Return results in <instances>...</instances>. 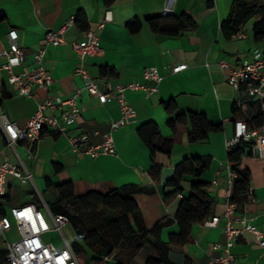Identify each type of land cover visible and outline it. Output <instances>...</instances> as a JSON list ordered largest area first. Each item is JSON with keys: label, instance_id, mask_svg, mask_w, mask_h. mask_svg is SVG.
Returning <instances> with one entry per match:
<instances>
[{"label": "crops", "instance_id": "1", "mask_svg": "<svg viewBox=\"0 0 264 264\" xmlns=\"http://www.w3.org/2000/svg\"><path fill=\"white\" fill-rule=\"evenodd\" d=\"M232 1L175 0L172 15L189 14L196 21L197 29L169 37L152 32L144 20L147 14L161 13L165 0H114L108 6L103 0H0V50L9 49V32L14 31V41L25 51V64H32L34 52L41 49L43 66L53 78V84L47 90H37L32 97H23L6 82V74L0 73V113L18 127L26 124L37 103L47 96L58 95L65 99L77 88H82L83 80L76 72L81 66L103 92L107 90V79L113 85L131 82L152 85L143 78L146 69L155 68L163 77L157 91L150 96L141 90L126 92L134 118L130 124L113 132L115 155L91 158L78 155L73 150L70 138L85 135L89 145L99 144L110 131L111 122L121 116L116 100L100 104L86 91L78 99L80 116L64 135L44 130L32 147L25 143L11 147L0 130V163L6 160L32 176L31 181L22 183L6 175L7 191L0 195V215L13 222V208L32 204L49 219L48 212L52 211L48 204L56 202L58 194L47 188V180L52 185L70 182L76 197L92 191L106 193L118 189L135 200L140 225L145 231H152L162 220L171 222L160 232V240L169 243V236L179 230L174 216L181 198L178 195L164 199V184L172 176L175 166L184 159L199 157L210 160L200 181L209 183L210 195L216 200L213 216H221L227 194L232 191L225 142L232 136L236 120L243 119L248 124L257 114L259 102L239 95L226 82L218 64L224 60L236 66L247 59L255 47L264 46L253 41L252 22L232 38L224 36L220 25L227 17ZM72 16L75 21L64 33L65 43L59 46L46 44V32L58 30ZM133 20L140 24L135 32L127 26ZM89 31L98 36L102 51L95 56H86L81 64L72 44L82 41ZM3 61L4 58H0V64ZM178 64H186L187 68L177 74L168 73V68ZM22 70L23 67L14 68L15 73ZM236 100L241 102L239 107ZM169 101H173L176 112L204 114L210 123L222 124V130L211 133L205 142L189 143V126H178L172 154L168 157L157 153L154 157L161 166L159 180L154 181L148 174L152 166L150 153L137 129L152 122L162 136H172L167 123L173 115L163 108V104ZM234 106L237 109L235 114ZM28 150H31V155ZM55 164L62 170L56 172ZM240 169L250 173V191L242 212L237 214L244 215L258 229H264V159L247 151L240 162ZM194 180L190 176L184 178L183 197L188 194ZM223 223L221 218L216 227L192 224L185 244H168L170 264H210L220 254V251L212 249V245L219 243L224 246L226 242L221 230ZM68 226L62 229L64 238L63 230ZM47 234L43 240L52 243L48 241ZM19 238L14 223L0 236V264H7L4 259L6 244ZM231 253L234 264H264V247L259 246L250 233L239 238ZM157 256L150 247L143 246L127 264H146L149 257Z\"/></svg>", "mask_w": 264, "mask_h": 264}, {"label": "built area", "instance_id": "2", "mask_svg": "<svg viewBox=\"0 0 264 264\" xmlns=\"http://www.w3.org/2000/svg\"><path fill=\"white\" fill-rule=\"evenodd\" d=\"M174 1L165 0L161 12L163 16L172 14ZM74 21L75 17L72 16L58 30H48L45 35L46 44L54 46L64 44V33ZM9 37L11 40L9 49L0 50V58H4L0 64V73L6 74V82L15 88L18 95L23 97H32L37 90H47L51 87L53 78L43 66V50L39 49L34 52L33 63L26 65L25 51L14 41V31L9 32ZM72 48L77 53L81 64L86 56H95L102 51L98 36L91 31L84 34L82 41L73 43ZM218 65L225 74L226 82L239 95L259 102L260 109L264 111V46L255 47L249 57L236 66H231L224 60L220 61ZM16 67H23V70L15 73L14 68ZM186 68V64H178L168 68V73L177 74ZM76 72L83 80L82 88H77L72 95L65 99L58 95L47 96L37 103L35 112L23 127H18L9 121L5 114L0 113V130L9 146L15 147L18 143H25L28 147H32L39 141L44 130L66 134L68 128L74 125L80 116L78 99L81 93L86 91L90 96L96 97L100 104H104L108 100H116L121 116L111 122L110 131L99 144L89 145L85 135L70 138L73 150L78 155H87L91 158L98 155H115L113 132L130 124L134 118V111L126 100V92L141 90L146 93V96H150L157 91V86L163 79L157 69L150 68L143 71V78L146 82H152V85L139 82L113 85L110 79H107V90L103 92L82 66ZM240 105L241 102L236 100V106ZM240 142L248 144V149L259 158L264 159V126L250 128L245 120H236L233 134L225 142L226 151L231 150ZM28 153L31 155V150H28ZM228 170L229 180L232 184L236 175L229 168ZM8 174L22 183H27L32 179L28 171L5 160L0 163V195H4L7 191L5 177ZM230 196L231 194L228 192L223 214L212 216L203 223L206 227H216L221 218L224 222L221 230L226 242L224 246L219 243L212 245V249L220 251V254L213 258L210 264H234L231 248L244 233L252 234L256 243L264 247V229H258L244 215L237 214L236 206L229 201ZM180 198L183 196L180 195ZM48 216L49 219L32 204L13 208V222L8 217L0 215V236L9 230L13 223L20 234L17 241L6 244L5 261L7 264H81L70 244L62 235L63 227L69 223L68 217L50 212H48ZM51 231L61 235L64 242L63 247L58 248L43 240V236ZM108 260L104 258V261Z\"/></svg>", "mask_w": 264, "mask_h": 264}, {"label": "trees", "instance_id": "3", "mask_svg": "<svg viewBox=\"0 0 264 264\" xmlns=\"http://www.w3.org/2000/svg\"><path fill=\"white\" fill-rule=\"evenodd\" d=\"M113 1L103 0V3L108 6ZM144 20L152 32L163 36L175 37L197 29L196 21L187 13L177 17L172 14L165 16L161 13L147 14ZM249 22H252L253 41L264 44V0H233L228 15L220 27L224 36L230 39L240 33ZM127 26L132 32L140 28L137 20L127 23ZM163 108L168 114L173 115L167 123L173 132L172 136H162L152 122L144 123L137 129L138 136L150 153L152 166L148 174L154 181H158L161 174V166L155 162L154 157L157 153L168 157L172 154L174 135L178 126H189L187 136L189 143L205 142L211 133L222 130V124L210 123L204 114L176 112L173 101L164 103ZM236 112L234 106V114ZM262 123L264 111L259 107L248 126L261 127ZM247 151L249 154L252 152L248 149V144L240 142L226 153L229 169L236 175L229 201L236 206L237 213L242 212L249 195L250 173L246 169H240V162ZM209 164L210 160L207 158L184 159L175 166L172 176L165 182L163 197L170 199L183 194L182 182L186 176L195 178L191 182L188 194L181 198L177 207L174 219L179 230L169 236V243L160 240V232L163 226L171 222L162 220L152 231H145L140 225L135 200L118 189L106 193L92 191L76 197L70 182L52 185L47 180V188L54 189L58 194L57 201L48 206L52 213L68 217V224L72 226L76 236L71 248L81 264H127L143 246L150 247L158 255L149 257L146 264H170L167 259L168 244H185L189 238L191 225L203 224L214 215L216 200L210 195L209 183L200 181ZM54 169L59 172L62 167L55 164ZM68 206L71 212L66 209ZM102 210L107 212L105 217L99 214ZM150 237L153 240H149ZM104 258L109 260L104 261Z\"/></svg>", "mask_w": 264, "mask_h": 264}, {"label": "rangeland", "instance_id": "4", "mask_svg": "<svg viewBox=\"0 0 264 264\" xmlns=\"http://www.w3.org/2000/svg\"><path fill=\"white\" fill-rule=\"evenodd\" d=\"M69 211L71 212L72 210L68 208ZM101 216L105 217L107 215V212L105 210L100 211L99 213ZM63 234L66 238V241L69 244H72L73 242L76 241L75 233L71 226L69 225L65 230H63ZM47 239L48 241L52 242L56 247H61L63 246V241L61 240L59 234L55 231H51L47 234ZM82 258L80 257V260Z\"/></svg>", "mask_w": 264, "mask_h": 264}]
</instances>
